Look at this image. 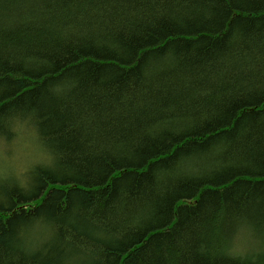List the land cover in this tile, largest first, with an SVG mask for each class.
Returning a JSON list of instances; mask_svg holds the SVG:
<instances>
[{"label":"trees","instance_id":"1","mask_svg":"<svg viewBox=\"0 0 264 264\" xmlns=\"http://www.w3.org/2000/svg\"><path fill=\"white\" fill-rule=\"evenodd\" d=\"M29 133L0 264H264V0H0Z\"/></svg>","mask_w":264,"mask_h":264},{"label":"rangeland","instance_id":"2","mask_svg":"<svg viewBox=\"0 0 264 264\" xmlns=\"http://www.w3.org/2000/svg\"><path fill=\"white\" fill-rule=\"evenodd\" d=\"M26 130L31 131L27 127ZM33 134L16 135L12 141L5 143L8 154L5 147L0 145V172L10 169L12 172L19 173L30 165V161L38 160L40 157L37 152L38 145Z\"/></svg>","mask_w":264,"mask_h":264}]
</instances>
